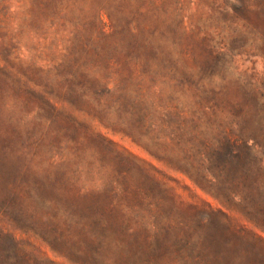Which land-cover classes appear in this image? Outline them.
Masks as SVG:
<instances>
[{
    "label": "rangeland",
    "instance_id": "374dc122",
    "mask_svg": "<svg viewBox=\"0 0 264 264\" xmlns=\"http://www.w3.org/2000/svg\"><path fill=\"white\" fill-rule=\"evenodd\" d=\"M261 144L264 0H0V264H264Z\"/></svg>",
    "mask_w": 264,
    "mask_h": 264
},
{
    "label": "trees",
    "instance_id": "16d2710c",
    "mask_svg": "<svg viewBox=\"0 0 264 264\" xmlns=\"http://www.w3.org/2000/svg\"><path fill=\"white\" fill-rule=\"evenodd\" d=\"M260 147H262L263 149H264V147L262 146V144L260 145ZM198 184V183H197ZM200 187H202V185H200V184H198ZM202 188H204V187H202Z\"/></svg>",
    "mask_w": 264,
    "mask_h": 264
}]
</instances>
